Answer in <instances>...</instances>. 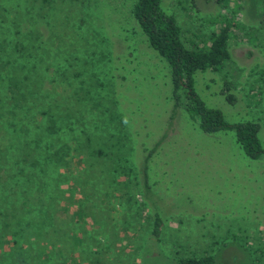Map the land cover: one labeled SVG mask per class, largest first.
Wrapping results in <instances>:
<instances>
[{
  "label": "rangeland",
  "instance_id": "374dc122",
  "mask_svg": "<svg viewBox=\"0 0 264 264\" xmlns=\"http://www.w3.org/2000/svg\"><path fill=\"white\" fill-rule=\"evenodd\" d=\"M135 1L48 0L37 25L47 85L60 94L62 114L75 118L79 142L68 141L57 174L61 207L17 241L0 229V264H176L205 253L215 264H264V155L250 159L233 130L204 133L182 107L174 110L169 66L138 27ZM254 3L242 0L233 14L239 27L223 69L195 72L194 87L228 122L256 121L264 148V26ZM161 6L187 47L212 19L231 15L208 0ZM223 77L234 103L220 92ZM120 143L131 170L113 183Z\"/></svg>",
  "mask_w": 264,
  "mask_h": 264
},
{
  "label": "trees",
  "instance_id": "16d2710c",
  "mask_svg": "<svg viewBox=\"0 0 264 264\" xmlns=\"http://www.w3.org/2000/svg\"><path fill=\"white\" fill-rule=\"evenodd\" d=\"M208 1L228 9L231 15L212 19V28L193 34L197 41L192 40L189 47L182 40L175 17L162 9L161 0H136L131 13L149 46L169 66L174 110L182 107L204 133L233 130L243 153L256 160L264 155L258 136L260 125L252 120L228 122L220 109L207 106L195 91V72L220 73L230 59L229 44L239 27L232 17L242 0ZM47 4L48 0H0V229H10L14 241L25 229L48 225L61 207L63 194L57 174L66 165L68 141H78L79 136L75 118L61 112L60 94L47 85L50 61L44 50L45 39L37 28L39 18H45L42 12ZM254 7L261 13L264 26V0H255ZM34 32L39 34L36 40ZM56 67L62 73L66 65L59 62ZM223 78L220 92L234 103L232 84ZM117 148V159L111 158L112 170H108L113 183L131 170L125 145L120 143ZM144 169L146 172V166ZM144 187L149 189L146 182ZM11 217L16 221L12 223ZM160 228L157 216L152 233L157 236ZM2 231L0 238L5 236ZM215 261L213 254L205 253L182 256L176 264Z\"/></svg>",
  "mask_w": 264,
  "mask_h": 264
}]
</instances>
